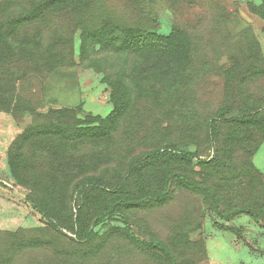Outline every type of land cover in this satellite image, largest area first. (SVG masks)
I'll list each match as a JSON object with an SVG mask.
<instances>
[{"label": "rangeland", "instance_id": "374dc122", "mask_svg": "<svg viewBox=\"0 0 264 264\" xmlns=\"http://www.w3.org/2000/svg\"><path fill=\"white\" fill-rule=\"evenodd\" d=\"M15 1L8 12L25 3ZM98 1L122 20L152 11L149 0ZM165 2L155 7L157 31L174 26L184 56L152 66L117 53L101 69L82 68L76 33L74 74L43 91L25 86L32 114L0 110V264H264V13L250 10L262 1ZM62 107L75 109L80 130L107 133L75 144L97 187L75 194L68 216L42 217L9 161L25 132ZM34 142L18 150L28 169L41 168ZM185 154L194 158H177ZM130 198L143 203L120 202ZM236 208L257 221L231 215Z\"/></svg>", "mask_w": 264, "mask_h": 264}, {"label": "trees", "instance_id": "16d2710c", "mask_svg": "<svg viewBox=\"0 0 264 264\" xmlns=\"http://www.w3.org/2000/svg\"><path fill=\"white\" fill-rule=\"evenodd\" d=\"M261 1L260 6L250 9L260 16L264 13V0ZM159 2L164 3L165 0H149L151 13L143 15L136 11L131 13L130 20H122L102 8L98 0H25L17 12H8L6 8L12 0H0V110L32 114L31 100L21 94L27 91L25 86L43 91L49 88L53 77L64 79L74 74L78 68L74 56L76 33L80 36L79 65L82 68L101 69L107 64V58L117 53L127 58L143 57L147 63L151 60L152 66L156 62H167V57L184 56L179 43L182 36L174 26L164 35L157 31L160 21L155 7ZM32 24L37 25L36 30L25 33L23 30ZM148 67L154 68L145 64V69ZM249 110L255 111L256 108ZM242 115L237 117L245 118ZM42 118L47 125L25 132L18 144L19 150L21 142L25 145L35 141V162L41 164V168L23 167L22 153L16 149L17 153L10 156V170L14 179H19V183L27 187L28 200L42 217L68 216L72 197L75 194L80 197L88 187L93 190L98 182L86 176L83 160L78 159L82 154L75 150V144L78 139H99L107 133V129L103 128L102 133L94 127L80 130L82 123L77 119L75 109L70 107L49 109ZM53 121H57L60 127L52 128ZM177 158L191 161L194 156L185 154ZM172 177L185 189L201 190L207 195L205 190L186 182L184 178ZM120 202L134 205L143 203V200L130 198ZM54 204L57 208L53 207ZM230 214H247L257 221V217L244 208L233 209ZM66 223H70V219ZM123 224L128 237L140 243L134 238L127 222ZM74 236L78 239L77 244L83 242L78 234L74 233ZM147 245L161 249L155 242Z\"/></svg>", "mask_w": 264, "mask_h": 264}]
</instances>
